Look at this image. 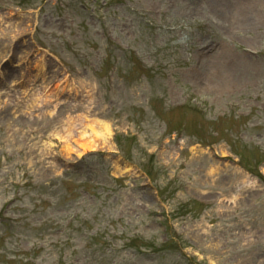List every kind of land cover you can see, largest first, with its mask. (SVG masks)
I'll return each instance as SVG.
<instances>
[{
    "label": "rangeland",
    "instance_id": "rangeland-1",
    "mask_svg": "<svg viewBox=\"0 0 264 264\" xmlns=\"http://www.w3.org/2000/svg\"><path fill=\"white\" fill-rule=\"evenodd\" d=\"M231 23L0 0V264H264V28ZM92 120L112 133L83 149Z\"/></svg>",
    "mask_w": 264,
    "mask_h": 264
},
{
    "label": "bare ground",
    "instance_id": "bare-ground-1",
    "mask_svg": "<svg viewBox=\"0 0 264 264\" xmlns=\"http://www.w3.org/2000/svg\"><path fill=\"white\" fill-rule=\"evenodd\" d=\"M209 1L212 8L216 12L221 14L224 18L227 17L229 20H231L232 22L231 27H233L234 31L236 30L234 35L240 33L244 34L248 32L251 33L255 28L259 26H263L264 28V0H209ZM259 37L263 38L264 35L256 36L257 39H259ZM4 44L6 48L11 47L10 44L7 42H5ZM244 53L245 56L249 54L247 51H245ZM228 73H229L228 70L224 72L225 75H222L221 79L228 80L229 79ZM37 103L39 104V102ZM58 105L60 104L55 103V105H52V109H49V113L51 115L55 114ZM111 133H112L111 125L108 122L92 120L86 122V124L82 126V129L77 132V139L72 141L74 143L76 142V144L83 149H88V148L93 149L98 140L100 139L106 140L107 137L111 136ZM72 135H73L72 132L65 135L66 136L65 139L67 140L66 147L68 151L71 150V145L68 141V138L69 139L72 138ZM209 164H212V160L209 161ZM240 181L242 184H245L246 182L248 183V181L245 179V176L243 178L241 177Z\"/></svg>",
    "mask_w": 264,
    "mask_h": 264
}]
</instances>
